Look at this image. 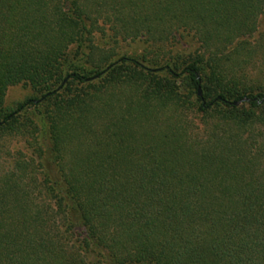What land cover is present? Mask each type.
<instances>
[{"label": "trees", "instance_id": "16d2710c", "mask_svg": "<svg viewBox=\"0 0 264 264\" xmlns=\"http://www.w3.org/2000/svg\"><path fill=\"white\" fill-rule=\"evenodd\" d=\"M0 264H264V0H0Z\"/></svg>", "mask_w": 264, "mask_h": 264}, {"label": "rangeland", "instance_id": "374dc122", "mask_svg": "<svg viewBox=\"0 0 264 264\" xmlns=\"http://www.w3.org/2000/svg\"><path fill=\"white\" fill-rule=\"evenodd\" d=\"M145 45L141 42L135 43H123L120 45L121 54L129 55L130 57H136L139 59L146 58L151 61H161L160 66L165 65L166 61H170L172 65L177 63L181 65L185 60H187L196 49V46L192 44L190 40L178 43H170L168 45H159L157 48L145 49ZM77 48H73L64 60V71H67L69 66H86V58L76 53ZM159 66V67H160ZM43 92L38 89L32 88L28 84H18L12 86L8 89L4 110L6 113H11L16 111L20 105L25 104L29 100L39 101L42 99ZM38 103V102H37ZM46 104H41L40 106L29 105L24 111L20 113V119L25 125L35 124L42 125L43 112L46 109ZM29 136L24 137L15 136L7 141V145L12 149V152H22V154L27 157L30 156L32 152V146L30 147Z\"/></svg>", "mask_w": 264, "mask_h": 264}, {"label": "water", "instance_id": "95a60500", "mask_svg": "<svg viewBox=\"0 0 264 264\" xmlns=\"http://www.w3.org/2000/svg\"><path fill=\"white\" fill-rule=\"evenodd\" d=\"M198 95L202 96V89L201 87L198 88ZM235 105H240V103H235Z\"/></svg>", "mask_w": 264, "mask_h": 264}]
</instances>
